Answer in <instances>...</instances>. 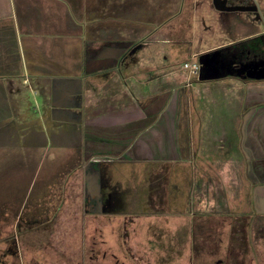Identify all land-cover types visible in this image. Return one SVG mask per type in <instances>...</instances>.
Masks as SVG:
<instances>
[{
	"label": "crops",
	"instance_id": "1",
	"mask_svg": "<svg viewBox=\"0 0 264 264\" xmlns=\"http://www.w3.org/2000/svg\"><path fill=\"white\" fill-rule=\"evenodd\" d=\"M173 2L180 9L171 18L170 0H0V114L28 113L31 97L39 95L40 108L51 114L58 99L77 118L53 116V122L72 123L82 146L99 148L92 159L177 165L176 209L194 215L180 223L153 221L154 238L162 242L173 233L184 241L180 234L189 232L188 221L193 232L200 227L210 236L208 217H217L257 237L255 247L237 248L227 264H264V88L232 75L187 80L188 59L175 65L165 43L190 55L208 49L189 48L182 43L184 33L170 39L169 20L185 11L184 0ZM10 101L16 113L5 111ZM86 130L97 132L90 139ZM164 201L163 208L171 210ZM161 250L162 261L173 256ZM174 252L181 264L213 259L212 251L202 249L195 262L193 250L188 256ZM135 256L149 264V257Z\"/></svg>",
	"mask_w": 264,
	"mask_h": 264
},
{
	"label": "rangeland",
	"instance_id": "2",
	"mask_svg": "<svg viewBox=\"0 0 264 264\" xmlns=\"http://www.w3.org/2000/svg\"><path fill=\"white\" fill-rule=\"evenodd\" d=\"M258 1L264 7V0ZM172 3L173 0H170L171 18L174 14L178 16L180 9V4ZM184 4V13L178 19L169 20L168 32L171 40L180 38L184 33L182 43H187L194 50H212V46L232 37H241L264 28V19L257 20L252 12L239 16L243 20L230 22L225 15H219L212 0H184ZM162 30L161 27L157 28L152 36L155 37ZM163 36L168 37V34L165 32ZM169 44L165 43L171 62L175 65H182L185 59L198 61L199 55H190L189 49L178 52L173 47L174 43L173 46ZM185 76L187 80L197 79V75L193 77L188 69ZM258 82L264 88V82ZM245 87L238 89L239 94L243 93L240 89L245 91ZM77 97L80 100L81 95L77 94ZM30 101L32 107L26 108L28 113L19 116H10L8 112L0 114V220L3 218L1 215L6 213H10L13 219V223L10 221L7 225L1 222L0 236L15 234L20 244H24L21 249L23 258L17 259L18 264L99 263L98 260L89 259L94 253H83L81 237L84 230L98 241L99 248L94 247L95 251L99 254L108 251L106 264H121L122 261L134 264L136 260L132 261L133 255L149 257V264H181L174 249L184 251L187 256L193 250L196 254L191 256L193 262L201 256V249L206 250L207 254L212 251L209 254L213 255L211 263L204 260L200 264H218V260H224V264H227V256L231 262L236 259L237 248L255 247L256 234L251 238L245 226L242 229L235 222L229 224L217 220V217H208L207 227L212 228L210 236L207 235L209 230L200 227L193 232L194 224L190 228L188 221L186 232H189L180 234L184 241L173 233L162 242L155 239V230L151 227L154 226L153 221L160 218L179 221L183 217L189 220V214L194 215V211L178 212L176 209L180 207L177 201L179 191L173 177L177 165L174 168L171 164L162 166L137 161L103 162L92 159L91 154L99 151V148L88 144L82 146L79 138L73 136L75 133L70 130L72 123L53 122L52 115L39 106L43 102L40 95L32 96ZM12 104L13 101H10L9 108L6 104L5 111L16 113ZM35 104L36 109L33 107ZM96 132L86 130L85 134L91 139ZM113 144L119 147L121 143ZM199 181L197 179V184ZM164 198L171 210L163 208ZM61 200H64V206L54 210ZM86 203L92 210L89 215L83 208ZM98 216H101L100 219ZM37 218H41L42 222H32ZM115 220L120 222L115 223ZM97 226H101L100 230ZM190 238L196 242L188 240ZM88 244H91L90 241ZM162 246L169 251L167 255H173L163 261L160 259V252H164ZM138 247L145 254L136 250ZM111 252L117 255V259L110 255ZM203 255L206 256V253L203 252ZM38 258H41V262Z\"/></svg>",
	"mask_w": 264,
	"mask_h": 264
},
{
	"label": "flooded vegetation",
	"instance_id": "3",
	"mask_svg": "<svg viewBox=\"0 0 264 264\" xmlns=\"http://www.w3.org/2000/svg\"><path fill=\"white\" fill-rule=\"evenodd\" d=\"M228 3L229 4H244V5H256L257 6V8L253 9V10L219 11L220 14L225 15V17L228 18L230 22H232L233 20H238V19L241 20L242 18H240L239 16H242V14H245L246 12L247 13L252 12L254 14L253 17L258 18L257 20L264 19V7H262L259 4L258 0H246V1L228 0ZM257 20H254V21H257ZM221 47L223 48V50H221ZM214 49L218 50V56L216 57V62H217L216 66L221 68V69H224V68L229 69L230 68V69L235 70V72L233 74H227L225 76L232 75V76H237V77L243 78L245 80L264 82V78L263 79H252V78L245 76L247 69L251 65H253L255 62L260 63L262 66L264 65V28L257 30V31H254V32H252V33H250L244 37H241V38H233V40L229 41L227 44L219 46V47L214 48ZM217 59H218V61H217ZM198 61H199V58H198ZM199 74H200V69H199V72L196 74L198 76V78H199ZM240 74H242V75H240ZM200 80H206V79H200ZM53 103H56L58 105H51L52 117L53 116H57L59 118L66 117L68 119H75L76 120L77 116L75 114H73V111L70 112V110H67L68 108H66V106H64L61 103V100L53 99ZM58 122H60V121H58ZM75 137L79 138V143L81 144L79 135H77ZM121 156L124 157V153ZM63 202H64V200H61V202H59L57 208H55L54 210L61 209L64 206ZM84 202H85V199H84L83 203ZM83 208L85 210V213L87 215H89L90 214L89 210L91 208H89L87 203H86V205L83 204ZM1 216H3V218L0 220V224H1V222H5V225H7V224H10V221H12V223H13V219L11 220V218H10V213L9 214L6 213V214H3ZM19 217L21 218V216H18V218ZM2 220H5V221H2ZM20 221H19V223H20ZM30 221L31 220H29L28 222H30ZM37 221H39L38 223H41L42 219L37 218L32 222H36V224H38ZM44 221H45V219H44ZM100 228H101V226H100ZM100 228H99V226H97L98 230H100ZM84 232L85 233L82 234V237H81L82 242L84 243L83 248L85 250L83 253L84 254H86L87 252L88 253H94V254H91L89 256V259L91 261L98 260L97 262H99V263H94V264H106L108 251L104 250L100 254L98 251H95L94 247H96V246L98 247V241L95 239L94 235L87 234L86 230H84ZM123 237L126 238L127 235L124 234ZM88 241H90V243H91L90 245L88 244ZM102 243H104V242H102ZM23 246H24V244H20V242H19L18 235H15V234L11 235L10 233H7L5 235L0 236V264H18L16 262L17 259L23 258L22 257L23 252H21V249ZM111 254H112V252L110 253V255ZM112 256H114V258L117 259L116 254L113 253ZM132 257L134 259V260H132L133 262L136 260L137 264H145L144 262L140 263L139 261H137V258H136L137 256L133 255ZM38 259H39V262H41V258H38ZM88 261L89 260H87V262ZM203 261H202V263H203ZM88 263L84 262L83 264H88ZM136 263L134 262V264H136ZM205 263L209 264L211 262L209 261V263H207V262H205ZM121 264H126V262L122 261Z\"/></svg>",
	"mask_w": 264,
	"mask_h": 264
},
{
	"label": "water",
	"instance_id": "4",
	"mask_svg": "<svg viewBox=\"0 0 264 264\" xmlns=\"http://www.w3.org/2000/svg\"><path fill=\"white\" fill-rule=\"evenodd\" d=\"M214 7L219 11H235V10H253L256 9V5H244V4H229L228 0H212ZM218 56V50L212 49L199 54L200 62V79L219 78L227 74H233V69H221L216 66V57ZM218 61V59H217ZM242 75V74H240ZM246 77L252 79L264 78V65L255 62L251 65L246 73Z\"/></svg>",
	"mask_w": 264,
	"mask_h": 264
},
{
	"label": "built area",
	"instance_id": "5",
	"mask_svg": "<svg viewBox=\"0 0 264 264\" xmlns=\"http://www.w3.org/2000/svg\"><path fill=\"white\" fill-rule=\"evenodd\" d=\"M184 68L188 69L191 75H195L199 72L200 62L197 60H189L184 62Z\"/></svg>",
	"mask_w": 264,
	"mask_h": 264
},
{
	"label": "trees",
	"instance_id": "6",
	"mask_svg": "<svg viewBox=\"0 0 264 264\" xmlns=\"http://www.w3.org/2000/svg\"><path fill=\"white\" fill-rule=\"evenodd\" d=\"M221 50H223V48L221 47ZM73 114H75L74 112H73ZM76 115V114H75Z\"/></svg>",
	"mask_w": 264,
	"mask_h": 264
}]
</instances>
